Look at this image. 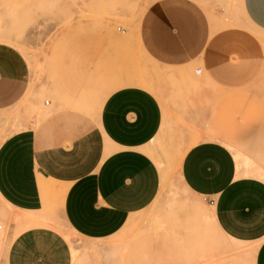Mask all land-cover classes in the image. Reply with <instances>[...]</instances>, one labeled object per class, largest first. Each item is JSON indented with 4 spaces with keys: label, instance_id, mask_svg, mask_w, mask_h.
Segmentation results:
<instances>
[{
    "label": "crops",
    "instance_id": "0c3cea01",
    "mask_svg": "<svg viewBox=\"0 0 264 264\" xmlns=\"http://www.w3.org/2000/svg\"><path fill=\"white\" fill-rule=\"evenodd\" d=\"M219 1L162 2L155 12L165 16L143 36L156 62L185 64L197 55L218 92V107L208 110L216 112L214 119L206 115L202 139L185 151L178 168L183 188L207 202L209 218L201 228L185 226L191 213L167 210V201L158 199L164 171L153 145L164 109L153 92L128 85L105 97L107 90L92 78L99 72L84 67L72 49L57 56L60 92L33 108L27 60L0 44V199L28 215L12 220L44 219L58 205L66 223L86 238L122 233L129 263L226 264L232 240L250 250L249 264H264V179L252 173L257 169L240 167V154L227 143L240 142L242 124L227 121L221 103L226 93L264 85V0H239L247 26L212 31L210 10ZM107 65L111 69L109 49ZM169 216L182 229H143ZM0 264H73V256L59 231L33 226L10 241L0 232Z\"/></svg>",
    "mask_w": 264,
    "mask_h": 264
},
{
    "label": "rangeland",
    "instance_id": "374dc122",
    "mask_svg": "<svg viewBox=\"0 0 264 264\" xmlns=\"http://www.w3.org/2000/svg\"><path fill=\"white\" fill-rule=\"evenodd\" d=\"M166 1L169 0H0V44L16 48L27 60L30 67L28 103L33 108L43 106V101L52 97L51 93L60 92L55 73L57 56L60 51L72 49L80 53L84 67L88 65L94 72H99L92 74V78L98 79L97 84L104 86L105 92L107 90L105 97L128 85H138L153 92L164 109V124L153 145L154 156L164 171L158 199L167 201V210L174 207L191 213L184 225H193L197 230L209 218L207 202L183 188L178 168L185 151L202 139L199 136L203 126L209 124L206 115L210 112L214 119L216 113L208 110L217 108L220 100L215 87L204 76L197 55L185 64L159 63L144 49V43L150 39L143 36L151 33V27L165 16L162 11H155ZM210 21L212 31L225 25L247 26L239 0H221L212 4ZM108 49L111 69L107 65ZM263 89L264 85L239 93H226L221 100L227 121L237 118L243 131L236 147L227 144L235 155H241L243 163L240 167L247 171L257 169L252 173L262 179ZM47 214L44 219L12 220L10 215L27 214L0 199V232L3 231L4 239L10 241L27 228L48 226L59 231L68 241L73 264H133L129 263L132 257L128 252L124 255L122 233L108 239H89L66 223L58 205L50 207ZM189 218L192 221L189 222ZM161 221L160 224L149 222L150 226L143 229L171 231L183 227L181 222L177 226L170 216ZM100 245L105 248L99 253L97 247ZM227 247L226 264H249L245 254L252 256L250 250L245 252L232 240H228Z\"/></svg>",
    "mask_w": 264,
    "mask_h": 264
},
{
    "label": "bare ground",
    "instance_id": "6f19581e",
    "mask_svg": "<svg viewBox=\"0 0 264 264\" xmlns=\"http://www.w3.org/2000/svg\"><path fill=\"white\" fill-rule=\"evenodd\" d=\"M4 38H5V37H4ZM237 158H240V159H241L242 157H241V155H238V157H237ZM242 163H243V162H242ZM73 247H75V245H74Z\"/></svg>",
    "mask_w": 264,
    "mask_h": 264
}]
</instances>
